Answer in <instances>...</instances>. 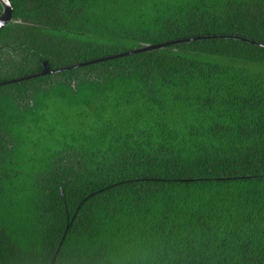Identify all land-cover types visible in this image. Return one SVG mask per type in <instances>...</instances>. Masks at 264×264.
<instances>
[{"label": "trees", "instance_id": "16d2710c", "mask_svg": "<svg viewBox=\"0 0 264 264\" xmlns=\"http://www.w3.org/2000/svg\"><path fill=\"white\" fill-rule=\"evenodd\" d=\"M9 2L0 82L209 37L0 86V264H264V0Z\"/></svg>", "mask_w": 264, "mask_h": 264}, {"label": "water", "instance_id": "95a60500", "mask_svg": "<svg viewBox=\"0 0 264 264\" xmlns=\"http://www.w3.org/2000/svg\"><path fill=\"white\" fill-rule=\"evenodd\" d=\"M0 4L2 7V10L0 13V29H2L3 27L7 26L13 20V14H12L13 10H12V6H11V3L9 2V0H0ZM208 37L209 36H195V37L175 39V40H171V41H167V42H161V43H155V44H146V45H143L140 47L133 48L129 51L116 53L113 55H109V56H105V57H101V58H96V59L89 60V61L78 62L75 64H71V65H67V66H63V67H58V68H50L48 62L43 61L42 62V68L40 71L33 73V74L23 75L20 77L11 78V79H8L5 81H1L0 86L14 84V83H20L22 81H26V80H30V79L38 78V77H44L47 75H51V74H55V73L79 68L82 66H87V65L107 61V60H112L115 58L129 56V55H133L136 53L160 49V48L167 46V45H170V44H176V43H181V42H186V41H191V40L201 39V38H208Z\"/></svg>", "mask_w": 264, "mask_h": 264}, {"label": "rangeland", "instance_id": "374dc122", "mask_svg": "<svg viewBox=\"0 0 264 264\" xmlns=\"http://www.w3.org/2000/svg\"><path fill=\"white\" fill-rule=\"evenodd\" d=\"M36 101H37L38 104H44V102H45V103L48 104V106L46 107V109H43V108H40V107L37 106V108H35V110H37V111L34 113V115L32 114V116L35 117V118H41V116H42L41 114L42 113L43 114L45 113V117H46V115L49 116L51 114H55V115H58V117H60L62 115V113H63L62 112V108L59 106V104H55V103L52 104L51 99L49 98V96L44 95V92H41L37 96V100ZM29 110H30V108H29ZM47 112H49V113H47ZM30 117H31V112H30V114L28 113L27 119H31ZM37 132L38 131H33L31 133V135H34L36 137L37 136Z\"/></svg>", "mask_w": 264, "mask_h": 264}, {"label": "flooded vegetation", "instance_id": "af4514ba", "mask_svg": "<svg viewBox=\"0 0 264 264\" xmlns=\"http://www.w3.org/2000/svg\"><path fill=\"white\" fill-rule=\"evenodd\" d=\"M1 10H2V7H1V9H0V13H1ZM4 45H5V44H2V48H5ZM9 48H10V47H9Z\"/></svg>", "mask_w": 264, "mask_h": 264}]
</instances>
